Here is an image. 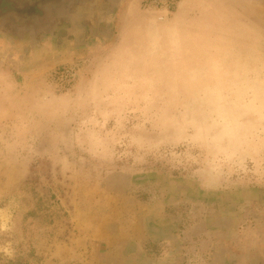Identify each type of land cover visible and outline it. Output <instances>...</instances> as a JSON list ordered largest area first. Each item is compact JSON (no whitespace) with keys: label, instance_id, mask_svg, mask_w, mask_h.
I'll return each instance as SVG.
<instances>
[{"label":"clouds","instance_id":"9594fccd","mask_svg":"<svg viewBox=\"0 0 264 264\" xmlns=\"http://www.w3.org/2000/svg\"><path fill=\"white\" fill-rule=\"evenodd\" d=\"M29 7L0 19V264H264V84L129 82L155 22L179 35L201 5ZM215 8L264 55V0Z\"/></svg>","mask_w":264,"mask_h":264},{"label":"rangeland","instance_id":"374dc122","mask_svg":"<svg viewBox=\"0 0 264 264\" xmlns=\"http://www.w3.org/2000/svg\"><path fill=\"white\" fill-rule=\"evenodd\" d=\"M208 5L200 10L201 19L184 25L179 35L173 31L165 34L161 23H155L149 43L129 53L133 66L129 82L181 87L185 81H208L255 96L264 84V55L259 50L242 52L226 27L213 19V4ZM137 66L147 70L137 72ZM139 199L146 200L147 195L140 193Z\"/></svg>","mask_w":264,"mask_h":264},{"label":"flooded vegetation","instance_id":"af4514ba","mask_svg":"<svg viewBox=\"0 0 264 264\" xmlns=\"http://www.w3.org/2000/svg\"><path fill=\"white\" fill-rule=\"evenodd\" d=\"M32 0H0V19H15L30 14Z\"/></svg>","mask_w":264,"mask_h":264},{"label":"crops","instance_id":"0c3cea01","mask_svg":"<svg viewBox=\"0 0 264 264\" xmlns=\"http://www.w3.org/2000/svg\"><path fill=\"white\" fill-rule=\"evenodd\" d=\"M187 3H196V4L201 5V9L200 10H202L203 7L204 8H208V7L211 6V5H208V4H213V9H214L215 6L219 3V0H187ZM155 23H161V22L160 21H156Z\"/></svg>","mask_w":264,"mask_h":264}]
</instances>
